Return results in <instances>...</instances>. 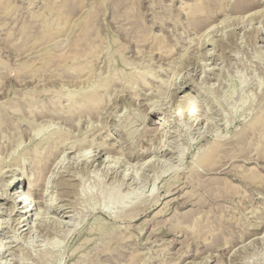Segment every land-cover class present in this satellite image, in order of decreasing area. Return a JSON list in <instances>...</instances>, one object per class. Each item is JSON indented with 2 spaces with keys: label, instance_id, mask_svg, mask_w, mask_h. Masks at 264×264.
<instances>
[{
  "label": "rangeland",
  "instance_id": "374dc122",
  "mask_svg": "<svg viewBox=\"0 0 264 264\" xmlns=\"http://www.w3.org/2000/svg\"><path fill=\"white\" fill-rule=\"evenodd\" d=\"M209 1L0 0V173L39 221L0 201V264H264V0L203 44Z\"/></svg>",
  "mask_w": 264,
  "mask_h": 264
},
{
  "label": "bare ground",
  "instance_id": "6f19581e",
  "mask_svg": "<svg viewBox=\"0 0 264 264\" xmlns=\"http://www.w3.org/2000/svg\"><path fill=\"white\" fill-rule=\"evenodd\" d=\"M222 1L223 0H219V2L217 3L215 0H210L209 4H206L207 5V11L204 9V7H205L204 5L199 6V7H202V9H204L206 12L205 13L203 12L204 15H201L202 13H200V16L197 14L198 17L196 18V20L194 19V21H196L195 27L200 30V28H204V27L208 26L207 27L208 30H206V33H204V34L201 33L202 36H199L200 38L203 37V39L201 40L202 41L201 43H203V44L211 43L210 35L213 33L214 28H216L218 25L225 23V21L228 20L231 17V15H236V17L242 16L241 19H243L245 17V15L249 14L248 20L251 22V20L253 18H254V20H256L258 18H262L263 13H264V12L263 13L261 12L260 14H258L260 11L256 10L258 13L254 12L252 14V12L256 8V6L257 7L259 6V4L257 5L253 0H225V2H223V3H222ZM191 9H190V12H192ZM199 9H201V8H199ZM214 15L222 16L223 20L221 19L219 21H216V19H215V21L212 20L213 22L209 23L210 19L214 18L213 17ZM258 15H260V16L255 19V17ZM189 16H190V14H189ZM191 16L193 17V15H191ZM194 17H195V15H194ZM214 24H215V26H214ZM236 25L238 26V24H236ZM207 28H205V29H207ZM255 33L257 35L258 31H255ZM151 112L161 113L163 115H167L170 112V110L166 106H159L158 109L152 110ZM192 117H194V114L192 115ZM154 124L155 125H163L164 122L162 121L161 118H157V121ZM213 154H211V155H213ZM206 155L207 154H205L203 158H205ZM68 158L73 160L75 163L80 162L84 165L96 163V167H101L102 165H104V167H105V165L109 163L108 160L107 161L105 160L106 158L100 156L99 154L87 156L85 151L81 148L71 150L68 154ZM203 158H202V160H203ZM207 160H208V158H207ZM62 161H63V157L62 158L60 157L54 162V165L52 164L53 166H52L51 172L49 173L50 175H49V177L46 178V180H44L46 182V184L49 182L52 175H55L57 172H59L60 169H64ZM199 163H200V161H199ZM111 165L109 167H107V166L106 167L109 168L110 170H113ZM142 166H143V164L142 165L137 164V169L139 170ZM56 168H58V169L56 170ZM17 183L20 185L19 189L15 187ZM21 184H22V180H18L14 176H3L0 173V188L2 189V186H3V188L5 187L6 190L7 189L13 190V193L9 194L5 189H4L5 191L2 189L1 191H3L4 193L2 192L3 195H2V193L0 194V201L8 202L9 204H11L12 210H14V209L17 210V212L19 213L21 218H23V221L26 223L27 226H29V228H32V227L37 228L39 226L38 218H36L37 213L36 212L34 213L35 209H33V206L31 205V200L29 199V197H26L28 192L26 193L25 191H20ZM29 186H31V183H29ZM36 203H38V202H36ZM47 205L44 204L46 209H48ZM10 211H11V209H10ZM29 220L31 221V223L29 222Z\"/></svg>",
  "mask_w": 264,
  "mask_h": 264
}]
</instances>
